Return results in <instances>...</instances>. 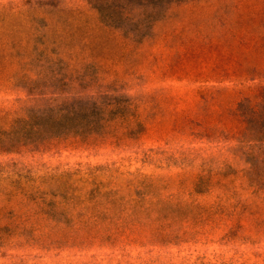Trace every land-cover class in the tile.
<instances>
[{
    "label": "rangeland",
    "instance_id": "obj_1",
    "mask_svg": "<svg viewBox=\"0 0 264 264\" xmlns=\"http://www.w3.org/2000/svg\"><path fill=\"white\" fill-rule=\"evenodd\" d=\"M135 1L0 0V264H264V0ZM31 109L92 131L4 148Z\"/></svg>",
    "mask_w": 264,
    "mask_h": 264
},
{
    "label": "trees",
    "instance_id": "obj_2",
    "mask_svg": "<svg viewBox=\"0 0 264 264\" xmlns=\"http://www.w3.org/2000/svg\"><path fill=\"white\" fill-rule=\"evenodd\" d=\"M180 1L183 0H139L138 6L163 11L172 3ZM101 17H104L102 13ZM255 99L257 101H254ZM238 111L245 122V130L240 140L242 143L240 151L247 156L249 162L245 175L252 185L264 189V87L262 93L254 99L246 97L240 101ZM54 113L53 109L28 110L26 117L17 118L12 130L1 138L2 146L7 149L14 148L19 144L29 145L55 137L67 138L72 134L85 138L92 131L88 125L82 127L74 125L70 130L64 129L58 121L53 120ZM29 133H34L37 137L29 139Z\"/></svg>",
    "mask_w": 264,
    "mask_h": 264
}]
</instances>
